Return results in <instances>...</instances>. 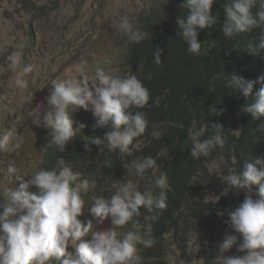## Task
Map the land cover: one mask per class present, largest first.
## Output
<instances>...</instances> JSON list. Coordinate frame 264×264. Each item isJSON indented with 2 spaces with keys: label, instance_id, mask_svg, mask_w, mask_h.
I'll return each mask as SVG.
<instances>
[{
  "label": "clouds",
  "instance_id": "9594fccd",
  "mask_svg": "<svg viewBox=\"0 0 264 264\" xmlns=\"http://www.w3.org/2000/svg\"><path fill=\"white\" fill-rule=\"evenodd\" d=\"M214 2L184 0L182 5L188 13L186 17L180 16L176 23L188 44V52L193 55L198 56L201 52L199 31L212 29L216 22L211 13ZM222 7L223 36L232 39L261 29L258 38L248 44L247 52L258 54L264 50V0H227ZM37 8L44 10L42 5ZM253 9L257 10L254 12ZM119 28L130 43H140L148 35L134 29L126 15L121 16ZM22 57L21 46L11 55L10 62L16 69L15 87L26 90L33 66L24 64ZM153 57L156 65L162 63L160 48L153 51ZM255 80L233 73L226 84L246 98L252 94L255 83L262 86L253 103L244 108L253 120L264 117L263 70L257 69ZM149 99V89L133 74L120 76L98 66L94 77H89L80 69L76 78L53 81L46 97L47 107L37 106L32 123L50 129V143L63 153L65 146L85 127L72 118L73 114L80 109L90 110L96 118L94 127H107L110 131L103 137L93 136L90 142H85V150L91 151L89 144L99 149L106 145L110 151L130 154L129 146L145 133L148 126L145 113L132 109L143 108ZM211 128L213 134L201 139L208 126L197 128L193 122L184 145L187 147L188 141L191 142L190 155L194 159L207 157L215 148L224 146V128L218 123L212 124ZM14 137L12 129H0V153L20 147ZM137 145L135 141L134 146ZM105 166L111 168L112 164L106 162ZM129 167L136 176L144 178L149 170L158 166L155 158L146 156L132 160ZM7 172L15 176L17 168L10 164ZM153 175L154 187L159 189L157 193L152 188L141 191L138 183L126 181L110 199L88 197L90 205L87 208L84 196L96 188V181L74 171L62 157L51 169L41 168L25 175L29 179L16 188L0 187V264H140L139 246L150 247L155 241L151 236V224L142 226L139 217L153 222L158 219L157 214L143 217L145 213L141 208L149 213L164 210L167 193L171 190L165 172ZM222 177L228 185L223 194L231 189L244 190L246 195L239 207L229 213L228 227L216 236V257L211 264H264V159L254 156L243 163L242 170L233 169ZM29 186H34L37 192H29ZM254 186L255 199L252 198ZM214 198H217L216 203L219 197ZM82 215L83 221L79 219ZM92 218H98L99 224L110 219V226L93 231ZM89 236L91 239H84ZM69 246L74 249L69 251Z\"/></svg>",
  "mask_w": 264,
  "mask_h": 264
},
{
  "label": "trees",
  "instance_id": "16d2710c",
  "mask_svg": "<svg viewBox=\"0 0 264 264\" xmlns=\"http://www.w3.org/2000/svg\"><path fill=\"white\" fill-rule=\"evenodd\" d=\"M226 2L215 0L211 13L216 22L212 29L199 31L198 41L202 45L198 56L188 52V44L176 23L180 16H187V8L182 7L184 0H154L139 17L134 29L148 35L140 43L127 41L124 63L149 89L150 99L143 108L132 109L145 113L148 126L129 146L130 154L110 151L106 145L99 149L92 144H89L91 151H86L85 142H90L93 136L103 137L110 129L94 127L96 118L92 112L80 111L73 119L85 125L81 134L65 146L63 153L49 139L42 155L41 168L51 169L62 157L68 164L78 166L85 177L93 178L96 188L102 190L109 185L115 188L122 180L124 168L135 174L129 167L132 160L146 156L156 159L158 167L146 173L143 178L146 186L141 191L152 188L157 193L159 189L154 187L153 174L158 176L161 171L167 174L171 190L167 193L164 210L149 213L141 208L145 213L143 217L157 214L158 219L153 222L139 217L142 226L151 224V236L155 241L150 247L139 246L140 264H165L154 254L160 253L168 236L175 237L176 251L186 257L191 235L196 236L195 243L201 246V263L211 264L216 257V236L228 227L229 213L239 207L246 195L244 190L231 189L217 196L208 193L207 165L213 158L212 152L219 151L231 171L242 170L243 163L254 156L264 159V117L253 120L244 110L253 103L262 86L255 83L247 98L239 90L226 87L233 73L254 81L257 69L264 71V50L258 54L247 52L248 44L256 40L262 30L225 38L221 23L224 19L222 5ZM156 48L161 49L160 65L154 63ZM193 122L197 128L208 126L201 139L213 134L212 124H220L224 128V146L215 148L207 157L194 159L190 155L191 142L188 141L187 147L184 145ZM137 140L142 143L134 146ZM106 162H111L112 167H106ZM255 191L254 186L253 199ZM85 196L84 199H88ZM214 197H219L216 203ZM204 238H210V242L206 243Z\"/></svg>",
  "mask_w": 264,
  "mask_h": 264
},
{
  "label": "rangeland",
  "instance_id": "374dc122",
  "mask_svg": "<svg viewBox=\"0 0 264 264\" xmlns=\"http://www.w3.org/2000/svg\"><path fill=\"white\" fill-rule=\"evenodd\" d=\"M0 0V129H12L14 142L20 147L11 152L0 153V187L16 188L28 176L41 168L42 155L50 139L51 130L33 124L38 105L47 107L46 97L53 81L78 77L79 70L94 77L95 69L104 66L120 76L132 74L122 56L127 47V36L119 28L121 16H128L133 28L139 24V17L154 0ZM43 6L44 10L37 7ZM50 7V8H49ZM22 46L23 63L33 66L28 75L29 86L19 90L14 85L15 70L11 55ZM89 112L80 109L78 112ZM72 117V118H73ZM155 131H152L154 133ZM142 141L137 140V144ZM208 163V193L221 194L227 188L222 176L231 172L219 151L212 152ZM12 164L17 168L15 176L7 172ZM74 171L82 170L72 165ZM122 180L108 188L90 191L85 197L94 196L110 199L122 183H138L145 188L143 178L124 168ZM21 177V178H20ZM20 178V179H19ZM88 178V177H86ZM90 179H93L89 177ZM97 185V184H96ZM29 192L37 189L29 186ZM85 207L90 201L85 199ZM83 215L79 217L82 219ZM92 218L93 231L110 226V219L103 224ZM125 230V229H124ZM126 231V230H125ZM194 235L189 238L186 257L176 251V239L168 236L160 253L155 257L165 264H202L199 257L200 244ZM84 239H91L85 237ZM206 243L210 238H204ZM72 246L68 247L71 251Z\"/></svg>",
  "mask_w": 264,
  "mask_h": 264
},
{
  "label": "bare ground",
  "instance_id": "6f19581e",
  "mask_svg": "<svg viewBox=\"0 0 264 264\" xmlns=\"http://www.w3.org/2000/svg\"><path fill=\"white\" fill-rule=\"evenodd\" d=\"M262 52V51H261ZM259 53H260V51H259ZM249 54V53H248ZM249 57V56H248ZM248 59V58H247ZM244 61H245V59H244ZM248 64V63H247ZM254 64V63H253ZM247 66V65H246ZM249 67V66H248ZM248 67H247V69H248ZM246 71V70H245ZM244 71V72H245ZM248 71V70H247ZM253 96V95H252ZM223 229H225V227H222Z\"/></svg>",
  "mask_w": 264,
  "mask_h": 264
}]
</instances>
